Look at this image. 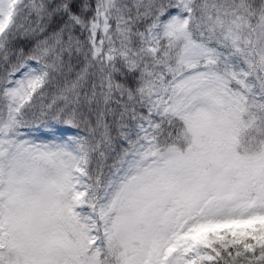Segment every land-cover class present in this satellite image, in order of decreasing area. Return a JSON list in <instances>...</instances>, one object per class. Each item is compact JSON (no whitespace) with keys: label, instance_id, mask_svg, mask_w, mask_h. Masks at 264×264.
I'll list each match as a JSON object with an SVG mask.
<instances>
[{"label":"snow or ice","instance_id":"6c2138e0","mask_svg":"<svg viewBox=\"0 0 264 264\" xmlns=\"http://www.w3.org/2000/svg\"><path fill=\"white\" fill-rule=\"evenodd\" d=\"M0 264H264V0H0Z\"/></svg>","mask_w":264,"mask_h":264}]
</instances>
